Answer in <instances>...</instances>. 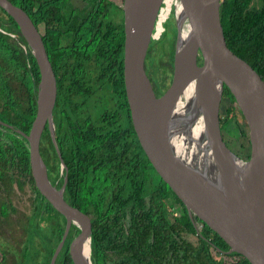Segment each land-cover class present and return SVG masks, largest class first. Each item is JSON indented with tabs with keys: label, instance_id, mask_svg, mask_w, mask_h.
I'll use <instances>...</instances> for the list:
<instances>
[{
	"label": "water",
	"instance_id": "1",
	"mask_svg": "<svg viewBox=\"0 0 264 264\" xmlns=\"http://www.w3.org/2000/svg\"><path fill=\"white\" fill-rule=\"evenodd\" d=\"M225 1L174 0L172 79L157 96L146 65L164 0H123V124L140 175L219 235L230 247L227 254L264 264V80L225 37L221 23ZM0 8L17 24L40 74L36 114L29 133L21 134L28 142L36 188L67 219L51 264L64 247L72 264H93L90 220L65 197V185L58 188L50 181L40 152L47 123L55 139L53 64L29 15L10 0H0ZM225 86L248 127V159L236 154L223 137L220 108ZM192 132L199 143L193 152L187 150L189 145L183 150L180 139Z\"/></svg>",
	"mask_w": 264,
	"mask_h": 264
},
{
	"label": "trees",
	"instance_id": "2",
	"mask_svg": "<svg viewBox=\"0 0 264 264\" xmlns=\"http://www.w3.org/2000/svg\"><path fill=\"white\" fill-rule=\"evenodd\" d=\"M15 5L21 7L40 30L44 40L45 47L55 62V71L58 82V106L59 113L66 114L68 117L66 105L76 109L78 101H74L75 97L81 91L86 93L89 88L87 78L100 68L101 80L104 83H111V89L114 90L115 96L118 95L119 109L124 97V81L121 78L115 80L116 72L109 75L113 69L119 65L122 67V55L124 46V25L123 19L118 21L117 10L119 7L111 0H10ZM226 0L221 7V23L227 40L241 51L256 68L262 79L264 80V0ZM169 15L172 12L171 1H168ZM64 11H67L64 13ZM4 12L0 8V13ZM105 15L108 20L107 25L101 21L98 33L95 34L98 27V21ZM164 14L159 18V30L155 36L158 38L164 31ZM11 21L13 20L10 17ZM13 24L17 27L15 21ZM162 24V25H161ZM162 27H161V26ZM162 28V29H161ZM172 29V28H171ZM19 31V29H18ZM173 38H168V32L162 36L159 41L153 40L149 48L147 56V65L154 69L152 75L147 72L154 86L157 96L162 95L170 86L173 73V55L176 40L175 26L171 32ZM95 34L94 39L92 36ZM2 35V34H0ZM167 42L173 43L170 52H159V46L164 45L167 49ZM24 43L26 41L23 40ZM56 43V48L52 44ZM6 44L7 43H3ZM12 47V46H11ZM14 63L9 61L0 62V121L13 125L20 129L23 133L28 134L32 121L36 114V91L40 74L34 57L30 55L33 64V77H28L26 55L23 51L12 53ZM166 55V56H164ZM23 59V60H22ZM202 64V59L199 61ZM2 66V67H1ZM117 108V107H116ZM112 112L111 117L105 120L101 118L100 131L108 130L107 134L98 137V153L100 162L103 165L109 160L108 156L115 153L116 146L113 145L115 139H120L118 111ZM77 111V110H76ZM111 113V112H110ZM120 114V111H119ZM240 115L245 122L244 117L239 110L235 98L228 87L225 86L223 100L220 108V127L223 132L231 122L237 120ZM70 117V116H69ZM71 123L72 119L70 118ZM246 125V122H245ZM0 128L12 132L8 127ZM121 131V130H120ZM241 138L248 139V127L241 130ZM4 132V131H3ZM15 132V131H14ZM7 139L0 140V198L2 204L0 206V230L4 234H12V228H8V219L11 214L16 213V207L12 197L16 196L20 203H23L27 211L19 217L18 226L21 230L19 235L32 232L34 226H40L39 220L42 215L38 216V212L45 207V203L49 205L54 213L52 219L53 234L49 237L47 250V264L54 253L55 247L59 242L62 233V223L58 219L60 214L52 207V205L40 194L35 186L29 168V151L28 142L20 133H8ZM86 141L92 143L93 136L86 135L83 137ZM110 141V142H107ZM41 154L46 163L49 162L51 156L59 163L54 146L52 145L49 134H43L41 141ZM61 143V142H60ZM128 145V143H127ZM128 150L126 154H128ZM51 152V154H50ZM77 152H74L75 158L71 165V178L77 176L79 167ZM249 155L247 156V159ZM112 159V157H111ZM131 162L134 160L130 153ZM57 163V165H59ZM134 166V165H133ZM135 168V167H134ZM72 169L75 170L72 171ZM57 171V179L59 178ZM76 178V177H75ZM77 179L73 182L76 183ZM63 183V180L61 184ZM72 187L70 186V189ZM41 198V199H40ZM32 201V205L27 206V202ZM41 203V204H40ZM26 205V206H25ZM46 205V206H48ZM33 214H30V212ZM34 213L36 215H34ZM36 219V221H35ZM43 221V220H42ZM207 227V226H206ZM38 228V227H37ZM159 229V226L157 225ZM211 233L215 235L212 244L199 239L200 243L196 246H188L185 248L186 262L189 264H250L249 261L236 253L220 255V250L229 251L230 247L223 239L207 227ZM160 232L157 234V244L160 243ZM42 238V242H43ZM8 243H12L10 240ZM23 243V242H22ZM21 243V244H22ZM0 238V248L3 249L5 258L15 259L13 264H25L28 246H22L19 250L14 251L5 249ZM44 244V243H42ZM46 247V246H45ZM45 249V248H44ZM164 249V248H162ZM46 250V249H45ZM152 251V250H150ZM217 251V252H216ZM66 253V251H65ZM66 264H72L67 253L64 255ZM67 256V257H66ZM68 258V259H67ZM19 260V261H18ZM149 264H161L160 260H152L148 258Z\"/></svg>",
	"mask_w": 264,
	"mask_h": 264
},
{
	"label": "flooded vegetation",
	"instance_id": "3",
	"mask_svg": "<svg viewBox=\"0 0 264 264\" xmlns=\"http://www.w3.org/2000/svg\"><path fill=\"white\" fill-rule=\"evenodd\" d=\"M111 2L119 7V10L116 11V19L120 21L122 18L124 25L123 0H121V5L115 0H111ZM1 13L4 14L3 12ZM119 15H121L120 18ZM6 16L10 20L8 26L3 27L0 25V34H2L0 35V62L9 61L14 63L12 53L15 50L18 52L23 51L26 55V60H22L27 64V75L31 78L34 73L33 64L29 55L31 54L33 56L31 49L27 42H23V40H26L20 33V30L18 31L13 24L14 20L11 21L7 13ZM104 16L102 15L99 19L95 34L98 33L99 23L101 21L104 23V26L107 25L108 20ZM32 21L42 36L40 25L37 26L33 19ZM95 34L92 36V40ZM3 37H9L8 41L4 40ZM3 43H7V45ZM52 47L56 48V43H53ZM48 56L55 70V62L49 53ZM123 60L124 46L122 67L119 65L109 73V75L114 72L117 73L115 80L118 78L120 80L121 73L123 76ZM34 61L36 62L35 58ZM99 72L100 68L92 72V75L87 78L89 88L86 89V93L83 91L81 93L80 91L75 97L74 101H78L76 109L66 105L65 110L69 113L70 117H66V114L59 113L57 82V99L53 109L55 139H53L49 123H47L43 134L46 132L49 134L59 163L53 159L54 156L50 157L48 163L44 161L47 167L48 177L58 188H62L65 185V197L88 216L92 233L91 259L93 264H149V257L152 260H160L161 264H189L186 262V252L184 249L190 245L196 246L200 243L199 239L212 244L215 240V235L207 230L206 225L202 221L191 217L186 211L181 209L171 199L164 196L152 183H149L148 180L140 175L136 166L131 162L130 152L128 151V154H126L128 145L123 124L124 97L120 104V110L118 107V95L115 96L114 90L111 89L112 84L110 82H102ZM116 109L120 111V114L118 111L120 139H115V142L113 141L112 144L116 146L115 153L111 156L109 155V160L102 165L97 150L99 144L98 137L102 134H107L108 130L100 131L101 118H103L102 120L110 118V114L116 111ZM70 118L72 119V123L69 121ZM0 124L3 125L2 127L7 126L12 131L8 132L0 128V140L3 138L6 139V137L8 140V136L6 135L8 133L16 132L21 134L22 132L20 129L8 123L0 121ZM86 135L94 137L92 143L90 140L86 141L83 138ZM54 140L57 143L56 145L61 157L59 156ZM74 152H77L79 167L77 176L71 178L70 163L74 161ZM57 171L60 173L58 179ZM72 171L75 172L74 169ZM76 179L77 181L74 184L73 182ZM62 180L63 183L61 184ZM70 186L72 187L71 189ZM90 189H93L94 193L97 194L98 199L95 201L98 202L92 203V206L88 207L86 206L87 197L90 195L93 196L90 193ZM1 204L2 199L0 198V206ZM46 205L48 204L45 203V207L41 211L42 216L40 221H48L50 227L48 232L45 230V234L48 233L47 235L51 237L54 233V223L52 225L54 213L49 205ZM58 219L62 223V233L49 264H51L53 256L62 241L67 225L65 216L60 214ZM37 227H34L36 229L35 232L40 234L42 230L40 229L41 226ZM37 229H40V231ZM159 232L161 241L157 244V234ZM21 241L23 242L21 244L22 246H28L27 257L28 255L30 257L33 256V250L30 247L34 246L38 251L43 246V244L39 245L36 237L34 239L29 235L27 236V234H23ZM65 251L66 247L60 251L55 264H66L63 256V254L66 255ZM227 253L228 251L220 250L219 254L225 256Z\"/></svg>",
	"mask_w": 264,
	"mask_h": 264
},
{
	"label": "rangeland",
	"instance_id": "4",
	"mask_svg": "<svg viewBox=\"0 0 264 264\" xmlns=\"http://www.w3.org/2000/svg\"><path fill=\"white\" fill-rule=\"evenodd\" d=\"M115 1L119 5L122 4L121 0H115ZM259 5H261L260 0H259ZM163 14H164V16H166V17H164V20H163V21H165L163 24L164 31L156 39V41H159L162 38V36L166 33V31L168 32V38L171 41H173L172 40L173 38H171V36L173 37L172 34L174 33V31L173 32H171V31L173 30V27L175 26L174 19H173V13L171 12V14L169 15V10L167 8V10ZM120 16L121 15H119V18H120ZM9 22H10V20L6 16V14L0 13V25L3 27H7ZM158 22H159V20H158ZM159 29H160L159 25H157V30H159ZM8 38L3 37V39L6 41H8ZM166 43H167V45H166L167 49L165 50L163 47L164 45H161V46H159V52L162 53L165 51V54H166V52L168 51L171 54V49H172L173 43L171 45V42L169 44V42H167V40H166ZM164 56H166V55H164ZM147 67H148V71L153 75L154 69L150 68L149 63H148ZM150 73H149V75H150ZM240 129L245 130L246 125H245V122L242 120L241 116L238 115L237 120L231 122L230 125L225 130H223V137H224V140L228 143V145H230V147L232 148V150L236 154H238L243 159H247V156L250 155V143L248 142L247 139L241 138ZM6 139H7V137H6ZM90 193H92L93 196L90 195L89 197H87L86 206H88V207L92 206V203L98 202V201H95L98 199V197H97V194L94 193L93 189H90ZM12 199L14 201V206L16 207V213L13 215L11 214L10 218L8 219V224H9L8 228H12L13 233L12 234H9V233L4 234L0 230V238H1L2 243H3L2 245L4 246L5 249L10 250L11 248H14V251H15V249L19 250L21 248L20 244L22 243V241H21L22 236H20L18 234V231L21 230V228H19V226H18L19 217L22 216L23 212L27 211L26 210L27 207L24 208L23 203H20L16 196L12 197ZM91 201H93V202H91ZM27 204H28L27 206L30 207L32 205V201H28ZM94 207H95V205H94ZM41 211L38 212V216L42 215ZM30 214H33V212L31 211ZM34 215H36V214L34 213ZM0 220H1V218H0ZM39 224L41 226L40 229H42L40 234H37V232H35L36 229L34 228L33 231L29 233V236L34 238V239L36 237V239L39 241L38 242L39 245H41L42 243H44V244L42 246V249H40L38 251L34 248V246L30 247V249L32 248V250H33V254H32L33 256L30 257V255H28V257L25 258V260H24L25 264H47L48 263L46 258L48 255L47 250L49 249L50 245L48 244L49 236L47 235L48 233L45 234V230H47V232H48V229L50 226H49V223L47 220H43V221L39 220ZM34 227H36V226H34ZM40 229H37V230L40 231ZM42 238L44 240L43 242H42ZM9 240L12 242L11 244L8 243ZM29 252H30V250H29ZM13 262H14V260L12 259L11 256L9 258H5L4 251H3V249L0 248V264H13Z\"/></svg>",
	"mask_w": 264,
	"mask_h": 264
},
{
	"label": "bare ground",
	"instance_id": "5",
	"mask_svg": "<svg viewBox=\"0 0 264 264\" xmlns=\"http://www.w3.org/2000/svg\"><path fill=\"white\" fill-rule=\"evenodd\" d=\"M172 9H173V5H172ZM174 117L175 118H180V115L178 113H175ZM198 143H199V138H198V135L195 132H192L191 134L189 133L185 137H182L180 139V144L182 146V149L186 150V147H188V145H189L190 149L187 148V150H190L191 152L195 151Z\"/></svg>",
	"mask_w": 264,
	"mask_h": 264
},
{
	"label": "built area",
	"instance_id": "6",
	"mask_svg": "<svg viewBox=\"0 0 264 264\" xmlns=\"http://www.w3.org/2000/svg\"><path fill=\"white\" fill-rule=\"evenodd\" d=\"M168 1L169 0H164V4H163V6H162V8L160 10L158 20H159L160 16L167 10L168 5H169ZM170 1H171V4L173 5L174 0H170Z\"/></svg>",
	"mask_w": 264,
	"mask_h": 264
}]
</instances>
